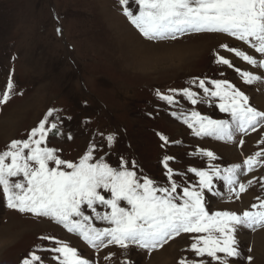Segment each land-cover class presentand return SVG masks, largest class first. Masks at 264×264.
Masks as SVG:
<instances>
[{"label":"rangeland","instance_id":"1","mask_svg":"<svg viewBox=\"0 0 264 264\" xmlns=\"http://www.w3.org/2000/svg\"><path fill=\"white\" fill-rule=\"evenodd\" d=\"M129 6L134 11L138 7L132 0ZM122 34H129L125 35L129 38L136 35L143 45L132 48L133 44L124 42L127 46L123 48L119 44ZM222 43L260 58L243 42L225 34L190 35L158 45L145 41L123 15L119 0H0V93L9 77L14 83L12 98L0 105V152L13 139H26L48 109H57V115L63 118V135H50L47 145L58 149L62 159L78 162L89 145L95 144L94 158L102 156L113 167L120 164L121 158L129 162V167L135 161L138 175H147L159 184H167L161 164L164 155L175 157L169 165L184 173L187 183L198 180L187 172L188 168L207 166V158L197 154L201 148L214 151L220 159L213 163L221 166L242 163L247 155L264 148L258 144L264 138V130L243 137L238 133L236 140L245 141L242 147L211 137H196L172 113L195 110L213 119H230L228 114L219 111L218 101L212 105H191L178 95V103L168 105L156 95L157 89L166 92L168 88H182L193 77H206L227 79L250 99L264 103V84H245L234 68L254 74L264 70L253 69L221 49ZM134 49L140 51L138 57L133 56ZM216 52L232 60L234 68L217 65L213 60ZM69 133L72 139L67 138ZM109 134L115 136L111 147L106 141ZM159 134L168 137L170 143L162 147L164 142ZM261 176L264 168L241 180L247 182L256 177L258 181ZM174 179L180 177L174 176ZM214 183L222 188L221 182ZM222 190L226 197L227 189ZM258 196L264 198V189L256 182L241 193L239 200L206 194L205 206L209 212L239 213L257 203ZM98 210L104 209L98 206ZM93 222L97 227L105 226L102 222ZM261 231L264 229L255 232L240 229L236 233L244 256L253 257L251 264H264V238L257 235ZM194 235L198 234H182L150 255L146 250L130 247L127 258L135 264H177L182 256L192 257L182 250L190 245ZM42 236L68 243L94 264H121L125 259L117 246L97 251L46 217L8 209L0 189V264H20L36 245L54 246L51 241L41 240ZM112 253L115 255L106 259ZM37 254L44 258V264H57L50 259L53 253ZM241 264L247 262L241 261Z\"/></svg>","mask_w":264,"mask_h":264},{"label":"snow or ice","instance_id":"2","mask_svg":"<svg viewBox=\"0 0 264 264\" xmlns=\"http://www.w3.org/2000/svg\"><path fill=\"white\" fill-rule=\"evenodd\" d=\"M132 2L138 6L135 11L129 6L130 0H119L123 15L145 41L158 45L190 35L225 34L243 42L260 58L228 43L220 44L221 49L234 54L253 69L264 70V0ZM213 60L217 65L234 68L233 61L219 52L214 54ZM234 70L247 85L264 84V72L254 74L239 67ZM13 90L14 83L9 77L6 88L0 93V105L9 102ZM156 95L168 105L177 104L178 95L191 105H212L218 101L219 111L228 114L230 119H213L195 110L181 109L172 113L196 137H211L242 147L245 141L243 138L236 140L238 133L243 137L264 130V107L227 79L193 77L182 88H168L166 92L157 89ZM58 111L48 109L26 139H13L0 152V189L8 209L37 218L46 217L97 251L110 245L117 246L125 257L121 264H135L127 258L130 247L146 250L150 255L182 234L198 235L191 236L192 242L182 250L191 253L192 257L182 256L177 264H241V261L251 264L253 257L244 256L236 233L240 229L252 232L264 229V198L255 197L257 203L239 213L209 212L205 195L231 201L233 198L239 200L241 193L256 182L264 189V176L258 181L256 177L247 182L241 180V177L264 168V148L247 155L242 163L225 166L213 163L220 159L214 151L199 149L197 154L206 157L208 163L204 168L187 169L198 178L195 183L185 182V174L169 165L175 157L164 155L161 164L167 184H159L147 175H138L135 161L129 167V162L121 158L120 164L113 167L102 156L94 158L95 144L89 145L78 162L62 159L57 154L58 149L47 145L50 135H63V118L57 115ZM159 137L164 142L162 147L170 143L163 134ZM67 138L72 139L70 133ZM106 141L111 147L115 142L114 134L107 135ZM258 144L264 145V138ZM174 176L180 179H174ZM214 181L221 182L222 188L227 189L226 197ZM98 206L104 210H98ZM93 221L105 226L97 227ZM40 239L51 241L54 246L36 245L20 264H44V258L38 252L53 253L50 259L57 264H94L64 241L52 236ZM247 251L251 252V248ZM112 255L115 253L106 259Z\"/></svg>","mask_w":264,"mask_h":264},{"label":"bare ground","instance_id":"3","mask_svg":"<svg viewBox=\"0 0 264 264\" xmlns=\"http://www.w3.org/2000/svg\"><path fill=\"white\" fill-rule=\"evenodd\" d=\"M113 30L115 29V28H112ZM127 35H129V34H122V36H124V37H122V39H120L119 40V44L121 45V46H123V48H124V46L126 45V44H124V42H126L127 44H130V45H132L133 44V46H132V48H136V46L138 47L139 45H141L142 43L140 42V40L137 38L136 39V35H133V36H131V38H129V36L128 37H126ZM227 40V39H226ZM143 45V44H142ZM127 46V45H126ZM130 47V46H129ZM131 48V49H132ZM137 50H141L142 51V49H140V48H138ZM132 52H133V56H135V57H138L139 55H140V51H136L135 49L134 50H132ZM132 55V54H131ZM260 106L261 107H264V103L262 102V101H260ZM5 125V124H4ZM9 125V124H8ZM6 126V125H5ZM7 130V129H6ZM257 235H260L261 236V238L263 237L264 238V232L263 231H261L260 233H258Z\"/></svg>","mask_w":264,"mask_h":264},{"label":"crops","instance_id":"4","mask_svg":"<svg viewBox=\"0 0 264 264\" xmlns=\"http://www.w3.org/2000/svg\"><path fill=\"white\" fill-rule=\"evenodd\" d=\"M0 247H1V244H0Z\"/></svg>","mask_w":264,"mask_h":264}]
</instances>
